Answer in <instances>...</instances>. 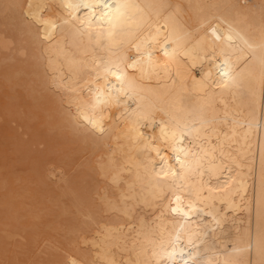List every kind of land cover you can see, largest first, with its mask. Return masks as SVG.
Returning <instances> with one entry per match:
<instances>
[{"label":"bare ground","instance_id":"1","mask_svg":"<svg viewBox=\"0 0 264 264\" xmlns=\"http://www.w3.org/2000/svg\"><path fill=\"white\" fill-rule=\"evenodd\" d=\"M8 49L29 170L85 187L57 264H264V0H0Z\"/></svg>","mask_w":264,"mask_h":264},{"label":"rangeland","instance_id":"2","mask_svg":"<svg viewBox=\"0 0 264 264\" xmlns=\"http://www.w3.org/2000/svg\"><path fill=\"white\" fill-rule=\"evenodd\" d=\"M12 50H1L2 52H0V109H2L0 110V114L2 115L0 123H4L0 125V223L3 224V226L0 224V264H57L58 261L65 262L70 254L73 253L72 242L75 237V232L71 230V227L76 228L80 224V218L75 213V206L60 196V192L63 190L65 191L66 187H58L55 184L54 186L53 184H42L38 181L36 173L31 169L29 170L30 164H28V160H30V158L32 159L34 157L40 160L44 156L51 157L53 154L47 149L43 151L42 149L44 147L42 145H34V147L32 145L35 150L33 151L32 149V153H30V145L29 147L26 146L30 139V123L33 124L34 127H37L40 119L36 117L32 120L29 119L30 110L37 113L38 109L35 105L31 104L30 92L28 91L30 86L28 77L26 75L20 76V79L17 80L16 83H14L13 80H9L13 71L19 70L20 67H24L26 63L25 58H27L26 55L18 56L15 50ZM6 57H8V59ZM3 64L5 65L3 66ZM9 100L11 102H9ZM8 102L10 103L9 105ZM4 120L6 122L9 121L10 125ZM12 129H18L17 131L20 129V131L15 132ZM2 132L4 133L2 134ZM20 132H22L23 135H21ZM12 135L14 136L9 137ZM18 136H20L19 139L17 138ZM19 141L23 142L21 143L22 146H20L21 144ZM12 142L13 144L14 142L16 143L15 145L19 150H17V147H15L16 149L13 148L15 145L13 146ZM24 144H26L27 153H30L31 156L26 155L27 157H25L27 153L26 151L23 152L25 149L23 147ZM11 149H15L16 151ZM48 152H50V154H48ZM22 154H24V156ZM31 172H34L35 175ZM78 186L74 184L72 186L69 185L67 189L73 191L75 188V191H82V189L85 188L83 185ZM71 187L73 188L71 189ZM62 206L66 207H64V209H67L68 213H63ZM62 213L63 215H61ZM71 218L73 220H71ZM1 230L9 232L13 230V233H18L23 240L18 238V235H15L13 237L14 241L7 245V242L3 239L4 232ZM67 230L69 231L67 232ZM23 244L30 245L29 253L19 251L21 248L17 247H22L23 249L27 247ZM19 252H21V254H19ZM18 255L20 256L18 257ZM39 258L42 261H39ZM43 259L45 261H43ZM46 261L48 262L46 263Z\"/></svg>","mask_w":264,"mask_h":264},{"label":"snow or ice","instance_id":"3","mask_svg":"<svg viewBox=\"0 0 264 264\" xmlns=\"http://www.w3.org/2000/svg\"><path fill=\"white\" fill-rule=\"evenodd\" d=\"M69 6H71V5H69Z\"/></svg>","mask_w":264,"mask_h":264}]
</instances>
